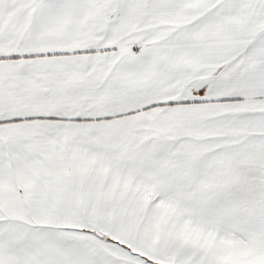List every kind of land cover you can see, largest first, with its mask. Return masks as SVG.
Returning <instances> with one entry per match:
<instances>
[{
    "label": "snow or ice",
    "instance_id": "6c2138e0",
    "mask_svg": "<svg viewBox=\"0 0 264 264\" xmlns=\"http://www.w3.org/2000/svg\"><path fill=\"white\" fill-rule=\"evenodd\" d=\"M0 264H264V0H0Z\"/></svg>",
    "mask_w": 264,
    "mask_h": 264
}]
</instances>
